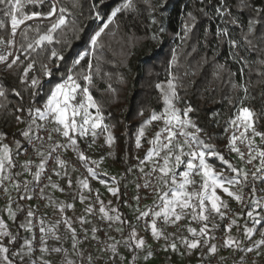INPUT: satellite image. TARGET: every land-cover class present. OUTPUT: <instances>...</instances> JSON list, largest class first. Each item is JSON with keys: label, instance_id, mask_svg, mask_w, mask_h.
<instances>
[{"label": "snow or ice", "instance_id": "obj_1", "mask_svg": "<svg viewBox=\"0 0 264 264\" xmlns=\"http://www.w3.org/2000/svg\"><path fill=\"white\" fill-rule=\"evenodd\" d=\"M44 2L45 0H0V15L5 20L10 19V32L7 38L0 36V45L3 46L0 49V63H4L8 69H11L18 63L23 64L24 61L21 60V55L27 54L25 59L29 62L23 68V75L21 76V81L25 83L28 82L29 72L34 69L36 63L34 59H30L33 52L37 51V49L43 52L48 45L53 44H60L62 48L70 50L71 45L62 37H66L68 32H71L75 39H79L80 33L84 31L75 21H69L67 19V8H57L56 0H52L50 10L47 13L40 11L26 13L24 11L26 6L42 5ZM72 2L74 7L79 5V0H72ZM144 2L148 3L151 7L150 0H144ZM103 3L104 0H99V3H93L92 5L94 17L95 19L101 20V26L89 36L87 49L77 53L72 58L60 82L50 88L43 106H29L26 110L28 115L26 121L20 115H16V121L18 123H26V127L20 131V135L36 151V155L40 157L39 163L35 164V171H33L34 161L32 160H26L23 164L17 165L19 150L23 147L22 142L16 140L14 142L16 146L14 150L9 144L3 143L7 134L0 132V187L8 195V204L4 211L8 213L9 218L16 220L17 213L23 211L22 206L19 204H17L15 209L12 207L14 201L10 195L9 183H11L12 188L17 193H24L20 196L21 200H31L33 199V195H38L46 201V206H54V210L59 211L62 215L61 220L55 223H49L45 219L46 214L38 215V210L34 211L29 206L24 221L18 227L30 233L31 238H25L20 243L19 248L11 253L9 246L0 243V257H2L3 264H53L51 260L45 259V254L51 255L52 253H64L63 264H77V260L68 258V249L63 246H52L49 244L50 240L59 241L61 239L59 235V226L61 223L65 226V231L70 234L72 254L79 259L80 264H98V261L103 259L102 256H93L90 251L85 256V251L80 248L79 236L76 228L73 227V221L64 215L67 209L74 208V204L53 201L51 196L45 194V189L49 187L61 192L64 189L53 182L50 175L47 176L48 182L40 186L43 183L42 177L46 174L49 162L53 161L51 171L55 175L61 176V170H64L63 176L68 178L67 183L69 189L72 188L73 180L69 177L66 170L67 161L57 154L59 149H66L68 146H72L75 150L78 138L89 134L95 138L97 136V130L108 133L106 142L109 145L114 142V137L109 132L110 126L104 123L102 108L95 101L89 89V86L93 83V77L100 74L99 57H96L95 64L93 60L86 58L89 55L95 56L100 46L102 34L114 22L118 14L133 9V0H123V2L113 7L110 14L107 15L106 21L99 11ZM160 7H163V2ZM238 7L241 10L251 8L255 14L253 18L248 20L246 26L247 31L242 37L245 50L254 51L258 47L259 42L264 41V34L256 37L257 44H253V40L249 37L256 36L257 25L261 24L262 20H264V8H253L251 0H238ZM216 12L221 17L225 15L231 16V10L227 8L218 7ZM40 18H53L54 22L50 23L43 32L40 30V25H37L33 29L30 24L26 23ZM153 23H156L155 19H153ZM195 23L196 17L191 12L187 13L186 19L182 24L184 37L192 30ZM230 23L236 24L237 20L233 18L230 20ZM69 24H71V27H69ZM22 25L25 27L21 28ZM4 28L5 23L0 20V29ZM30 32L36 33L35 38L29 37ZM163 32L164 28L161 26L159 33ZM18 34L23 42L20 43L16 51H13L17 43L16 37ZM217 35L229 37V43L234 49L242 46L241 40L230 37L227 27L218 28ZM158 38V35L153 36V39ZM181 39L183 40V37ZM48 51V63H42L40 65V70L45 77L52 75V69L48 66L49 63L56 61V67L58 68L59 63L65 60V54L57 51L55 47L48 49ZM235 55L236 52H233V56ZM240 59L243 60V57H240ZM173 60H175V54L173 55ZM82 62H86V68L81 67ZM244 63L245 67L249 68L250 75V65L252 63L264 67V59L244 61ZM224 67V65H219L218 69H223ZM256 74L257 76L264 77V71L261 68L256 69ZM81 80L85 82L84 85L80 83ZM177 81L178 78L170 74L166 88L163 84L156 85L162 97L163 110L159 114L153 111L150 118L145 121V124H149L152 121L162 120L164 126L155 134L153 139L148 141L152 147L149 148L144 159L140 160L139 165H137L139 173L141 174L139 179H142L143 183H137V195L131 197L137 204V207L134 209L137 213L135 219L137 223L141 220L144 221L145 229H150L151 236L154 239L157 241L163 239L165 241L163 250L166 252L169 250L172 252L179 251L176 242L178 239L184 245L186 253L190 254L193 250L208 246V252L215 254L218 251L217 246L215 244H209V239H215L212 233L217 229H221L220 222L227 219L228 214L232 212L228 203L218 195L217 190L222 189L223 193L229 197H233L237 202L244 203L245 198L242 189L248 186L251 189L249 195L252 196V199L246 206L251 207L254 205L260 211L254 215V210H249L247 216L253 220L254 225H260L261 227L257 229L254 226H246L243 229V235L246 239H249L254 232L259 231L261 239L254 241L252 246H245L235 237L231 235L225 236L224 234L229 233L232 227L237 225L235 218L230 219V222L225 224L221 229L222 239L223 245L225 247H233L234 252H255L259 256L261 254V247H264V198H258L256 193L257 191H264V189H258L256 183L257 181L264 182V147L260 146L264 145V131L257 130V123L264 116V111L257 113L256 110L247 105V101L249 100L248 85L251 81L233 84V89L242 92L243 95L238 96L235 101L231 97L228 98V104L234 108V111L225 121L227 126L224 128L225 133L231 132V135L227 138V147L230 152L236 153L241 161H246L247 164H253L257 160L259 161L258 165H254L255 171L251 173L231 164L230 161L225 159L216 150L215 145L208 143L201 137L200 133L203 129L189 115L193 111L191 105L183 109L176 105V102L180 100ZM29 88L32 90L31 97L34 99L39 94L38 90L42 88L41 79L38 76H32ZM109 90L115 92V89L111 85H109ZM13 91L15 92V90ZM15 94L17 96L20 95L18 92ZM0 97L6 98V91L3 87H0ZM85 100L87 103H85ZM6 107V105L0 104V109ZM89 109H95V113H91ZM24 111L25 109L23 107H17L15 109L16 113ZM140 114L143 115V112ZM77 117H80V119L78 120ZM46 122H50L54 126L48 129ZM41 131L47 133L46 139L51 142L48 144L46 150H41L44 148L45 142V137L40 135ZM54 133L61 135L65 142L53 141ZM144 135L145 131L142 125L136 139L137 147H140V138ZM257 137L260 139V145L256 143ZM37 142H39V146ZM238 144L243 145V151ZM24 151L27 153L28 149L25 148ZM78 156L85 164L90 159L85 157L82 152L78 153ZM154 157L158 159L154 160ZM209 157H216L226 165L227 173H217L214 170V166L209 163ZM92 163L94 164L96 162L92 161ZM146 163L149 165L147 171L144 167ZM17 167L22 171H14ZM180 168H183V170L178 172L177 169ZM87 171L92 176H96L95 170L92 167H88ZM24 173L30 174L32 180L25 179L20 181L18 177ZM194 176L201 177V182L198 187H196V180L193 179ZM113 179L115 178L113 177ZM76 183L78 185L79 200L83 204L91 198L92 189L87 177L78 180ZM100 183L103 184L106 182L101 180ZM190 186H192L191 190H189ZM236 187L240 190L234 191L233 188ZM81 189H87L89 196H85L80 191ZM107 190L113 196L119 197L121 195L119 186L108 187ZM141 191L145 195L141 196L139 194ZM29 192H32L33 195H28ZM148 197H152V203L145 205L141 209L139 207L141 200ZM95 203L99 205L98 213L100 221H107L109 229H112L114 223L119 225L114 229L116 232L123 234L125 227L129 229L128 235L122 240H116L114 236L106 234V240L103 242L104 247L100 250L101 252L110 253L105 264H123L127 257L121 253V246L131 254L129 264H137V261L141 258V250L146 249V254L143 255L145 261L153 255L151 245L147 244V241L139 236L136 226L126 220L119 212V209L107 207L100 199L98 190L95 195ZM108 204L111 205V201ZM95 212V205L88 203L84 208L85 215L78 217L81 227L84 224L90 223L87 216L93 215ZM240 214L242 213H236L235 215ZM186 217H189L190 221H195L198 225H202L198 228L191 227L190 225L187 227V232L191 234V239L183 235L177 237L175 233L166 235L164 228L158 227V221L162 220L164 225H177L178 222ZM37 229L38 236L35 234V230ZM99 231L100 229L98 227H91L92 240H98L97 233ZM88 232L89 229H84L85 241L89 239ZM0 236L5 237L9 245L16 244L20 239L19 236L13 235L8 230V226L3 218H0ZM170 236L175 237V239H170ZM34 240L40 252V256L35 259L32 258L34 254ZM185 252H181L180 254L184 255ZM225 259V257H221L218 264H223ZM240 259L241 264H244V257Z\"/></svg>", "mask_w": 264, "mask_h": 264}, {"label": "trees", "instance_id": "obj_2", "mask_svg": "<svg viewBox=\"0 0 264 264\" xmlns=\"http://www.w3.org/2000/svg\"><path fill=\"white\" fill-rule=\"evenodd\" d=\"M51 2L52 0H45L42 5L26 6L24 11L47 13ZM121 2L123 0H104L99 11L105 21L111 9ZM162 2L163 7H160ZM93 3H99V0H79V5L76 7L73 6L72 0H56L58 9L60 7L68 9L67 19L75 21L84 31L80 33L79 39H75L71 32H68L66 37H62L71 45L70 50L62 48L60 44H53L48 45L43 52L39 49L33 52L30 59H34L36 63L34 69L29 72L27 83L21 81L23 68L29 62L25 59L27 54L21 55L23 64L18 63L11 69H8L6 65L0 66V87L6 91V98L0 97V104L7 106L0 109V132L7 134L3 143L9 144L14 150L16 140H20L23 147L26 144L20 135L26 123H18L16 115H20L26 121L28 119L26 110L29 106H43L50 88L60 82L72 58L87 49L89 36L101 26V20L94 17ZM150 3L151 7L144 0H133V9L118 14L114 22L102 34L95 56L89 55L86 58L93 60L95 64L96 57H99L100 74L93 77V83L89 89L102 108L104 123L110 126L109 132L114 137L113 161L119 166L120 175L116 177L101 172L90 159L87 164L100 177L118 183L121 192L118 208L125 214V218L131 221L133 218H130L127 211V206L130 204L126 203V189L134 187L133 173L139 170L137 165L152 147L148 141L153 139L164 126L162 120L145 124L153 111L159 114L163 110V101L159 89L156 88L157 84H163L166 88L170 74L178 78L180 100L176 102L177 107L183 109L191 105L193 111L189 115L203 129L200 133L201 137L215 145L216 150L237 168H243L242 161L227 147V138L231 132H224L227 126L225 121L234 111V108L228 104V98L231 97L235 101L238 96L243 95L242 92L233 89V84L246 83L250 80L247 105L257 113L264 111V77L256 74L257 68L264 71V67L252 63L250 75L249 68L245 67L244 63V61L264 59V41L259 42L254 51L245 50L243 46L242 37L247 31L248 20L255 15L251 8L241 10L238 7V0H150ZM251 3L253 8H264V0H251ZM218 7L230 9L231 16L221 17L216 12ZM189 12L196 17V23L184 37L182 24ZM233 18L237 20L236 24L230 23ZM153 19L156 23H153ZM0 20L5 23V28L0 29V36L7 38L10 32V19L5 20L0 15ZM52 22L54 19L49 18L34 20L27 24H30L33 29L40 25V30L43 32ZM161 26L164 28L163 33H159ZM223 27L234 32L236 39L242 42L240 48L232 47L233 52H236V58L242 62V68L237 67L226 57L229 37L217 35V29ZM261 34H264V20L257 25L256 36L249 37L253 40V44H257L256 37ZM154 35H158L159 38L153 39ZM35 36V32L29 33L30 38ZM22 42L18 34L17 49ZM52 47L63 52L65 60L59 63L58 68L56 61L49 63L52 75L45 77L40 70V65L48 63V49ZM174 54L175 60H173ZM240 57H243V60ZM219 65L225 67L218 69ZM81 67L86 68V62H82ZM32 76H38L42 82V88L38 90L39 94L34 99L31 97L32 90L29 88ZM80 83L85 84L82 80ZM109 85L115 89V92L109 90ZM16 92L20 95L17 96ZM85 103H87L86 100ZM17 107H23L25 111L16 113ZM89 110L95 112V109ZM141 112L143 115L140 114ZM142 125L145 135L140 138L141 144L137 147L136 139ZM257 130L264 131V116L258 121ZM104 134L108 133L97 130L95 138L79 140L77 146L80 152L88 157L86 155L88 146L102 138ZM256 143L260 145L259 137L256 138ZM260 146L264 147V145ZM208 161L219 170V173H227V166L218 158L209 157ZM20 164L23 163L18 156L17 165ZM14 171H21V169L17 167ZM19 205L22 206L23 211L17 214L14 225L9 227L10 232L19 236L20 239L14 245H9L8 240L3 243L9 246L10 253L15 252L25 238L31 237L30 233L18 227L24 221L27 210L24 204ZM131 206L132 209L136 208L135 205ZM253 209L255 210L254 205L246 207L236 218L240 232H243L246 222L250 219L247 212ZM256 226L257 229L261 227ZM237 240L240 241V239ZM249 244L250 242L247 241L245 246Z\"/></svg>", "mask_w": 264, "mask_h": 264}, {"label": "built area", "instance_id": "obj_3", "mask_svg": "<svg viewBox=\"0 0 264 264\" xmlns=\"http://www.w3.org/2000/svg\"><path fill=\"white\" fill-rule=\"evenodd\" d=\"M18 37V36H17ZM17 37H16V41H17ZM3 46L0 45V49H2ZM17 49V45H15V47L13 48V51H16ZM5 65L4 63H0V66ZM46 127L48 129H51V123L50 122H46ZM41 136L45 137V142H44V148L41 150H46L47 146L49 143H51L50 141H47L46 136L47 133L44 131L40 132ZM53 141H59L61 143H64V138L59 135V134H53ZM181 142H182V138H181ZM37 145L39 146V142H37ZM239 147H241V150H244L243 145H239ZM27 148L28 151L27 153H25L24 149ZM78 153H80V150L78 148V146L76 147V149L74 150L72 148V146H68L66 149L65 148H61L58 150V153L62 159L67 161V165L72 166L79 174V176L84 179L85 177L88 178V182L90 184V187L92 189V193H91V198L89 200H87V203H93L95 205V209L96 212L93 215H90V219H91V223L89 224H85L83 226V228L78 231V236L79 239L82 241L84 240V229H89L88 232V237L89 239L87 241H85L86 243L90 244L91 247L93 248H98L101 250V248L104 247V241L106 240V234L107 235H111L110 229L108 228V222L107 221H100L99 219V213H98V208L99 205L95 203V195L97 190L93 187V185L91 184V179H92V175L90 173H88L87 169H88V164H85L83 161H81L79 159ZM86 155H89V152H86ZM19 158L22 161V163H24L26 160H32L34 161V165H33V171H35V164L39 163V159L40 157H38L36 155V151L29 146L27 143L24 145V147L22 148V150L19 152ZM158 159L156 157L153 158ZM259 161H254L253 164H247L246 161H242V165H243V169L249 173L255 171V167L254 165H258ZM53 161L49 162V167L46 170V174L42 177V181L43 183L40 186H43V184H46L47 181V176H51L53 175V172L51 171V167H52ZM148 170V168L146 169V171ZM141 174L139 172H136L135 177H134V187L133 188H127L126 192H125V198H126V203L130 204V205H135V207H137L136 201L134 199H131V197L137 195V189H136V185L137 183H143L142 179H139V176ZM199 176H194L193 179H195L197 181V178ZM32 180V176L28 173H26V176L21 180ZM256 186L258 189H264V182H260L257 181ZM8 187L10 189V195L12 200L14 201L12 206H16L17 204H24L27 209L29 206H31L33 208V210H38V215H44L45 209H46V201L44 199H41L38 195H33L32 192H29L28 195H33V199L28 200V199H20V196L23 195L24 193H17V191L15 189L12 188L11 183L8 184ZM190 186V189L191 190ZM240 189L238 187H236L235 191H239ZM251 189L248 186H245L242 189L244 198H245V202L241 203V202H237L234 198L232 199V201L230 203H228L229 208L232 210L231 213L228 214V218L225 219L223 222L221 223V229L223 228V226L227 223L230 222V219L232 218H238L239 215H235L236 213H242L246 207V206L252 199V196L249 195ZM141 196L145 195V193L143 191H141L139 193ZM86 196H89V192L86 189ZM256 196L258 198H264V191H257ZM100 197V194H99ZM101 199V197H100ZM102 200V199H101ZM0 202L4 205L8 204V195H6L3 191V188L0 187ZM152 203V197H148L145 199H142L140 202L139 207L141 209L144 208L145 205H150ZM255 208V206H254ZM255 210L257 212L260 211V209H256ZM137 215V213H135V215L133 216V225L136 226V228L140 229L141 232L143 233V235L147 238V240L149 241L151 248L154 252V254L159 258V260L163 263H169L171 261V257L163 250V246L165 241L163 239L157 241L156 239H154L151 236V232L150 229H145L144 227V221L141 220L139 223H137L135 216ZM219 222V221H218ZM191 227H199L202 225H198L197 222L195 221H190L189 217L184 218L182 221L178 222L177 225H164L163 221H158V227H163L165 230V234H171V233H175L176 236H187L189 237V239H191V234L187 232V227L188 226ZM247 226H253L254 223L252 221H247L246 222ZM96 226L100 229V231L97 233L98 236V240H92L91 239V232L90 229L91 227ZM179 228V231H178ZM233 228V227H232ZM221 229H217L214 233H212V235L215 236V239H209V241L212 244H215L217 246V253L212 254V253H208L207 257H206V263L207 264H218V261L221 257H225L226 259L223 261V264H241V257H244V264H264V252L261 253L259 256L256 255L255 252L252 253H248L245 251H233L232 247H225L223 245V239H222V232ZM35 234L38 236V229L35 230ZM128 235V232H124L123 233V237H126ZM229 235V233L224 234ZM170 239H175V237H171ZM178 240V239H177ZM33 247H34V254H33V259H35L36 257L40 256V252L39 249L36 245V241L34 240L33 242ZM110 253L108 252H102V257L103 259L98 261V264H105V262L107 261L108 257H109Z\"/></svg>", "mask_w": 264, "mask_h": 264}, {"label": "crops", "instance_id": "obj_4", "mask_svg": "<svg viewBox=\"0 0 264 264\" xmlns=\"http://www.w3.org/2000/svg\"><path fill=\"white\" fill-rule=\"evenodd\" d=\"M66 170L68 172L69 177L73 180L72 188L69 189L68 183H67V179L68 178L63 176V171L64 170H61V176H57V175H55L53 173L51 178H52V181L57 183L61 188L64 189V191L61 192L59 190H53V189H51L49 187V188L45 189V194L51 196L53 201L63 202L65 204H68V203H73L74 204V208L67 209L66 212L64 213V215L69 217V218H71V220L73 221V227H75L77 232H78V231H80L83 228V227H81V225H80V223L78 221V217H80L81 215H85L84 208L87 206L88 203H87V200H86L82 204L80 202V200H79V192L77 190L78 189V185H77L76 182L78 180L82 179V178L79 176L78 172L70 165H67V169ZM25 176H26V173L21 175L20 178H18V179L21 181ZM92 183H93V176H92V179H91V184ZM92 185L94 187V184H92ZM80 191H82L83 194L86 196V189H81ZM98 192L101 195L100 196L101 199H102V197L104 198V192L101 191V190H99ZM73 197H75V199H73ZM117 199L118 198L115 197L114 200L111 201V205L116 206V208L118 209ZM16 206H12V207L15 209ZM5 207H6V205H4V204H2L0 202V218H3L5 220V222H6L7 226H8V230L10 231V227L9 226H13L15 220H12V219L9 218L8 213L6 211H4ZM134 209L135 208L132 209L131 205L127 206V211L129 213H131V210L134 211ZM121 213H123V212L121 211ZM44 214H46L45 215V219L49 223H55L56 221L62 219L61 213L59 211L54 210V206H46ZM134 215H135V213H134ZM124 217H125V214H124ZM87 219L91 223L90 215L87 216ZM87 224H89V223H87ZM114 229H115V227H113V226H112V229H110V232H111L112 236H114L116 240H122L124 238L123 234H121L119 232L117 234V232ZM124 232H125V230H124ZM137 232L141 236V230L137 228ZM59 235L61 236V239L59 241L50 240L49 244L52 245V246H63L64 248L68 249L69 250L68 258L77 260V264H80L79 259L75 255L72 254V242H71V239H70V234L65 231V226L63 225V223H61L60 226H59ZM29 238H31V237H29ZM144 239L147 241V244L150 245V243L147 240V238L145 237ZM6 241H7V239L5 237L0 236V243H4ZM176 242L178 244L179 251L172 252L171 250H169V251H167V252L165 251V252L173 259L186 260L187 264H190V263L199 264L198 260L199 259L201 260V257L200 258L199 257H195L194 252H196V251L198 252L199 251V253H202L203 257H205V258L207 256L206 254L209 253L208 252V246H204L201 249L193 250L189 254V253L185 252L184 245H182L179 240H176ZM209 244H210V241H209ZM79 246L86 253L90 251L93 256H102V252L100 251V249L91 247L90 244L86 243L85 241L80 240V245ZM120 251H121V253L123 255H125L127 257L126 260H128V261L131 260V254L128 251H126L122 246L120 247ZM181 252H185V254L181 255L180 254ZM63 256H64V253H60V254L52 253L51 255L45 254V259L51 260L53 262V264H63ZM124 262H123V264H124ZM174 264H176V263L174 262ZM205 264H207V263L205 262Z\"/></svg>", "mask_w": 264, "mask_h": 264}, {"label": "rangeland", "instance_id": "obj_5", "mask_svg": "<svg viewBox=\"0 0 264 264\" xmlns=\"http://www.w3.org/2000/svg\"><path fill=\"white\" fill-rule=\"evenodd\" d=\"M229 34H230V37L233 38V39H236V36L234 34V32H231L229 30ZM243 52H245V50H243ZM245 57H247V55L244 53ZM226 57L228 59H230L231 61H233L235 63V65L239 68H242V62H240L236 56H233V50H232V46L230 45V43H228V46H227V52H226ZM91 113H95L91 110H89ZM77 119L79 120L80 117H77ZM40 122V121H39ZM51 126L53 127L54 125L51 123ZM107 136L108 134H104L102 135V138H99L98 140L92 142L88 148H87V152H89V155H87L90 160L92 161H95L96 163L95 166L98 167V169L105 173V174H109V175H112V176H116V177H119L120 175V168L119 166L113 161V154H114V145L113 143L111 145H109L107 142H106V139H107ZM92 136L89 134L87 136H84V137H81V138H78V141L80 140H85V139H88V138H91ZM101 137V136H100ZM148 164L146 163L144 165L145 167V170L148 168ZM183 168H180V169H177V171H182ZM214 170L219 173V170L217 168L214 167ZM136 172H139V170H136L134 173H133V177L132 179L134 180V176L136 174ZM96 173V172H95ZM103 180L105 181L106 183H100V181ZM196 187L199 186L200 182H201V177L199 176L197 178V181H196ZM94 184V188H96V190H101L104 192V198L102 197V200L104 201V204L107 205V207H110V208H116V206H113V205H109L108 202L109 201H112L114 200V198H119L117 196H113L111 193L108 192L107 188L108 187H116L118 186V183L116 181H111V180H108L107 178H104V177H100L97 173H96V176H93V183ZM236 188H233V190L235 191ZM99 193V192H98ZM217 193L218 195L221 196L222 200L226 201L227 203H230L233 199V197H229L227 194L223 193L222 189H218L217 190ZM101 196V195H100ZM117 202H118V199H117ZM119 209V208H118ZM254 210V209H253ZM119 212L121 213V210L119 209ZM257 211L254 210V215ZM129 213V212H128ZM134 212L133 210L131 211L130 214V218H133L134 216ZM122 216L124 217V213H121ZM125 218V217H124ZM126 220L130 221L132 223L131 220L127 219ZM217 221L218 218H217ZM248 221H252L253 220L250 218ZM238 220H237V225H238ZM133 224V223H132ZM233 226V228L231 229V231L229 232V235L235 237L236 239H240V241L242 242L243 245H246V242L249 241L250 244L248 246H252L253 245V242L254 241H257L259 239H261V236H260V233L259 231H256L252 234L251 238L249 239H246L243 235V232H240L239 231V228L238 226ZM113 227H117L118 225L117 224H113L112 225ZM247 226V225H246ZM255 228H257L256 225H253ZM129 232V229L127 227H125V232ZM118 234V232H117ZM140 236V235H139ZM141 237L145 238V236L143 235V233L141 232ZM210 244H212L210 242ZM233 248V247H232ZM152 249V248H151ZM261 253L264 252V247H261L260 249ZM153 252V250H152ZM88 254V252L86 253L85 252V256ZM146 254V249L145 250H142L140 252V259L137 261V264H163L159 258L154 254L153 252V255L148 259V260H144L143 259V255ZM194 255L195 257H201V260L199 259L198 262L199 264H205L206 262V258L203 257V254L202 253H199V251L197 252H194ZM207 255V254H206ZM203 258V259H202ZM2 257H0V264H3V261L1 260ZM18 259V258H17ZM130 261V260H129ZM129 261L126 260L124 262V264H129ZM174 262L176 264H187V261L186 260H183V259H173L171 258V261L169 263H166V264H174ZM192 264V263H190Z\"/></svg>", "mask_w": 264, "mask_h": 264}, {"label": "water", "instance_id": "obj_6", "mask_svg": "<svg viewBox=\"0 0 264 264\" xmlns=\"http://www.w3.org/2000/svg\"><path fill=\"white\" fill-rule=\"evenodd\" d=\"M57 8H58V6H57ZM46 19H49V18H40V19H37V20H46ZM29 22H31V21H28V22H26V23H29ZM24 25H22L21 26V28L23 27ZM18 32H19V30H18ZM18 36V35H17ZM16 45H17V43H16Z\"/></svg>", "mask_w": 264, "mask_h": 264}]
</instances>
